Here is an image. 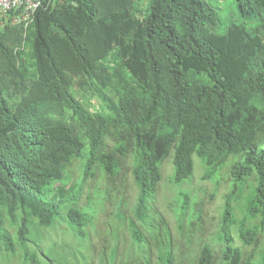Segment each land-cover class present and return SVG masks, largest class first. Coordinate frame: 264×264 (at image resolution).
Here are the masks:
<instances>
[{
  "label": "trees",
  "instance_id": "obj_1",
  "mask_svg": "<svg viewBox=\"0 0 264 264\" xmlns=\"http://www.w3.org/2000/svg\"><path fill=\"white\" fill-rule=\"evenodd\" d=\"M228 1L240 22L230 21L218 32L214 27L222 18L209 0H148L140 17L136 0H54L39 8L25 29L30 78L17 66L20 52L14 53L24 29L0 30V229L3 206L11 215L19 206L27 208L44 227L58 215L62 200H48L47 187L61 179L66 162L81 155L83 142L72 125L49 116L51 106L59 113L70 109L84 131L85 176L109 128L122 140H133L139 152L133 170L139 208L155 190L159 161L176 140V181L191 173L195 152L210 160L245 150L231 175L238 180L255 172L251 210L264 225V143L256 140L264 131V0ZM114 49L135 89L117 101L102 94L109 113L92 116L70 88L89 82L100 89L111 86L114 74L101 61ZM10 84L13 94L4 93ZM67 216L78 229V211L69 209ZM26 231L24 218L21 241ZM238 233L244 243L256 234L245 227ZM1 235L10 243L6 233ZM223 238L224 263L239 264L230 237ZM211 257L205 247L199 263L211 264ZM165 264H172L169 253Z\"/></svg>",
  "mask_w": 264,
  "mask_h": 264
},
{
  "label": "rangeland",
  "instance_id": "obj_2",
  "mask_svg": "<svg viewBox=\"0 0 264 264\" xmlns=\"http://www.w3.org/2000/svg\"><path fill=\"white\" fill-rule=\"evenodd\" d=\"M148 0H136L135 15L140 17ZM219 10L222 21L214 27L220 32L230 21L240 22L234 5L228 0H209ZM13 26V25H11ZM10 26V27H11ZM20 44L17 66L27 69V78L33 73L28 57L26 26ZM17 45L14 47L16 48ZM15 50V49H14ZM102 65L114 75L112 85L100 89L95 84L71 87L70 91L80 105L92 116L107 115L101 95L117 101L118 97L134 88L129 74L121 67L117 49L112 50ZM9 85L4 93L13 94ZM62 112L49 107V116L62 119L73 126L74 133L83 142L80 156L72 157L62 167L59 181L47 187L48 200H62L57 217L51 225L41 226L27 208L18 207L13 215L2 207L0 229V264H165L170 254L172 264H200L199 255L207 247L211 264H225L224 235L240 254L239 264H264V225L255 207L254 192L257 176L254 171L236 180L232 168L241 163L245 150L224 153L208 160L197 152L192 155V171L180 181L174 179V145L158 164L159 179L155 190L139 208L140 189L133 170L139 164L138 148L132 139L122 140L116 130L109 128L98 148L96 160L85 176L84 166L89 158V145L84 131L72 117L70 109ZM264 143V131L256 137ZM76 209L82 223L75 229L67 216ZM26 219L24 241L18 235ZM227 218V220H226ZM255 231L250 243L239 237V228ZM8 235L10 243L1 233Z\"/></svg>",
  "mask_w": 264,
  "mask_h": 264
},
{
  "label": "built area",
  "instance_id": "obj_3",
  "mask_svg": "<svg viewBox=\"0 0 264 264\" xmlns=\"http://www.w3.org/2000/svg\"><path fill=\"white\" fill-rule=\"evenodd\" d=\"M74 3L76 0H60ZM54 0H0V30L6 26L24 23L27 26L33 19L34 13L39 8H48ZM24 44L17 46L14 53L21 51Z\"/></svg>",
  "mask_w": 264,
  "mask_h": 264
}]
</instances>
